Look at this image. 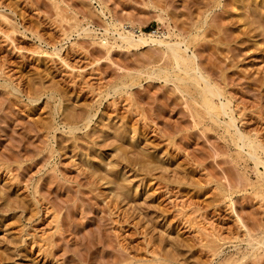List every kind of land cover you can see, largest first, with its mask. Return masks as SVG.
<instances>
[{"label":"rangeland","instance_id":"1","mask_svg":"<svg viewBox=\"0 0 264 264\" xmlns=\"http://www.w3.org/2000/svg\"><path fill=\"white\" fill-rule=\"evenodd\" d=\"M224 1L0 0V264H264V181L228 117L196 124L149 76L161 47L110 24L189 41L264 143V0Z\"/></svg>","mask_w":264,"mask_h":264},{"label":"bare ground","instance_id":"2","mask_svg":"<svg viewBox=\"0 0 264 264\" xmlns=\"http://www.w3.org/2000/svg\"><path fill=\"white\" fill-rule=\"evenodd\" d=\"M225 1H227V0H225ZM234 1L235 0H232L231 4H233L232 2H234ZM239 5H237V6H239ZM235 6L236 5H234V6L232 5L233 8ZM156 7H157V4H156ZM101 12L105 13L104 10H101ZM158 16L160 18L163 17L161 14H158ZM206 17H208V16L206 15ZM238 17L240 18V15ZM110 24L112 25V28L114 30L113 32H116V34L119 35L118 38L121 39V41L128 46H137L138 47V45L141 46V44L143 45L146 43H155V44H157V46L159 45L161 47L160 50H162V56L164 58L169 59L170 64L166 62V64L163 66H154L153 68H151L152 71L149 72V76L154 77V78H161V79L163 78L166 83L168 81L169 82L172 81V83L174 82L175 83L174 85L177 86V89H179V92L186 93L188 95V97H185V99L187 100L186 102L189 103V107L191 109V115H193L192 117H193L194 121L196 122V124L202 122L203 120L205 121V119H207V118H209V120L211 119L213 122L218 123L219 120H221L223 118L222 117L223 115L227 116L228 119L226 120L224 118L225 120L222 121V123L224 122V126H225L223 128H225V131L230 135L229 137H231V139L234 143V146H237V148L239 150L238 154L240 155L242 153V151L243 152L246 151V155L254 160L255 170L257 171L259 177H261V180L264 181V172H262L259 168L260 165L264 166V159L260 155L261 154L260 151L264 152V143L261 141V138L257 134L258 132H256V135L251 134L250 133L251 128L248 130L250 132H248L247 130L244 131L245 128L243 129V127H240L238 125V123L236 121V117L234 115V111H233L234 107L232 108V106L230 105L231 99H229V98H228L229 100L228 99L227 100H221L220 99L221 100L220 104L216 102L217 98L219 99V97H222V96L224 98L226 96L224 94V88H222L223 87L222 85L224 83L222 85H220L219 83L215 82L216 80L213 81V79L209 77L207 72H206V74L204 73V71H203L204 66L202 68V66H201L202 64H200L201 62L197 61V58H198L197 54H195L194 51L191 54L189 53V49H190L189 41L187 42L183 38L174 40L172 38V36L175 35V32L171 31V30L163 33V35H156L154 33H149V34L145 33V32H143V30L141 28H139L140 26L137 27L135 25V23L131 20H127L124 23L113 20L110 22ZM83 29L86 32H91V29L89 27H85V28L83 27ZM109 29L110 28H106V31H109ZM106 38L107 37H104V38L102 37L101 45L105 46L107 51H109V48H111L112 46L110 47L111 44L108 43L109 41L107 42ZM198 38H199V36H198ZM171 68H173L175 72L174 71L171 72ZM224 78H226V77H224ZM255 83H256V81H255ZM123 85H125V83ZM235 109H236V107H235ZM242 117H243V115H242ZM67 119H69V118H67ZM70 119H71V117H70ZM70 119H69V121H71ZM73 119H74V117H73ZM239 120H241V122L243 121V119H241V118H239ZM69 121H68V123H69ZM220 122H219V124H220ZM72 124H73V122H72ZM74 124H76L75 121H74ZM219 126H221V125H219ZM77 128H79V127H77ZM252 131H254V130H252ZM243 158H245V157H243ZM95 170H96V168H95ZM259 177H258V179H260ZM262 197H263V195H262ZM233 263H235V262H233ZM233 263H231V264H233Z\"/></svg>","mask_w":264,"mask_h":264}]
</instances>
